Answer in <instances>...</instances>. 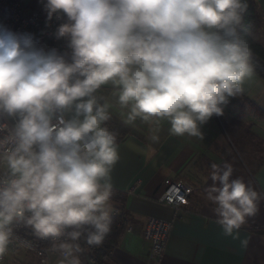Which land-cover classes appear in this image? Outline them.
<instances>
[{"label":"clouds","instance_id":"obj_1","mask_svg":"<svg viewBox=\"0 0 264 264\" xmlns=\"http://www.w3.org/2000/svg\"><path fill=\"white\" fill-rule=\"evenodd\" d=\"M246 0H47V19L65 18L54 35L70 51L0 23V261L24 224L54 245L57 264H81L82 236L99 246L112 228L119 161L105 126L112 85L127 122L168 119L171 133L201 137L200 125L242 93L254 67L241 36ZM211 164L206 198L233 236L257 210L258 193ZM71 230V231H69ZM47 264V262H45Z\"/></svg>","mask_w":264,"mask_h":264},{"label":"crops","instance_id":"obj_2","mask_svg":"<svg viewBox=\"0 0 264 264\" xmlns=\"http://www.w3.org/2000/svg\"><path fill=\"white\" fill-rule=\"evenodd\" d=\"M253 1L260 17L257 38L264 45V0ZM96 95L100 103L108 101L109 115L128 132L117 143L119 161L111 173L114 192L125 199L124 203L112 199V203L115 211L124 212L126 227L105 264H155L143 237L148 218L171 223L157 264H264V156L250 171L216 115L200 125L201 137L176 136L168 119L152 123L137 117L127 122L129 109L119 105L112 85L102 86ZM254 106L264 112V80L256 74L245 80L241 94L222 105L219 118L246 124L250 129L244 136L259 135L264 141V116ZM225 162L233 166L230 180L243 178L258 193L257 212L246 217L233 236L224 234L213 212L215 205L206 198V189L213 183L211 164L223 167ZM166 180L184 181L194 189L179 209L158 201ZM77 257L83 264H94L80 252Z\"/></svg>","mask_w":264,"mask_h":264},{"label":"built area","instance_id":"obj_3","mask_svg":"<svg viewBox=\"0 0 264 264\" xmlns=\"http://www.w3.org/2000/svg\"><path fill=\"white\" fill-rule=\"evenodd\" d=\"M47 0H0V23L10 28L33 33L40 38L42 46L46 49H57L60 52L70 51L67 48V39H57L54 35L57 27L65 22V18L47 19L45 5ZM166 190L159 198V202L175 209H179L187 197L194 191L193 187L184 181L166 180ZM114 216L124 218V212L116 210ZM171 230V223L148 218L143 231L144 239L150 245L151 256L158 263L161 258ZM132 230L129 229L128 232ZM67 235L56 240L52 238L42 239L36 236L30 229L28 235H23L13 229L12 243L0 264H6L10 259L24 256V260H30L26 264H57L62 259L59 251L54 250V245L66 242ZM49 243V245H45ZM76 253H74L75 255ZM15 264V259L13 260ZM81 264H83L81 262Z\"/></svg>","mask_w":264,"mask_h":264},{"label":"trees","instance_id":"obj_4","mask_svg":"<svg viewBox=\"0 0 264 264\" xmlns=\"http://www.w3.org/2000/svg\"><path fill=\"white\" fill-rule=\"evenodd\" d=\"M246 3L248 4V8L247 11L243 14L240 34L248 41L249 46L252 49L253 55L251 58V63L253 64L255 74L264 80V45L257 38L258 30L260 27V17L257 13L254 1L246 0ZM254 107L258 113L264 116V112H262V110L256 108V106ZM105 126L108 127L110 131L116 134V143L122 142L125 135H127L128 133L126 127L112 116H110V119L105 122ZM112 199L120 203H124L125 201L124 197L117 192H114ZM125 223V217L118 218L116 216H112L111 231L105 236L104 241L101 245H88L83 236L75 242L78 243L82 249L80 253L84 257H88L91 261H93L94 264H105L109 259L111 251L118 244L119 238L126 227ZM14 227L19 233L23 235L29 234L30 228L22 223L17 224ZM45 245H49V243H45Z\"/></svg>","mask_w":264,"mask_h":264},{"label":"rangeland","instance_id":"obj_5","mask_svg":"<svg viewBox=\"0 0 264 264\" xmlns=\"http://www.w3.org/2000/svg\"><path fill=\"white\" fill-rule=\"evenodd\" d=\"M216 117L223 129L224 134L228 136L232 145L238 149H236V151L240 157H242L244 164L249 167L250 171H254V166L259 163L261 157L264 156V141H262L261 136H244L246 130L250 129L246 124L239 123L236 120L231 123L229 121H225L221 117L219 118V116ZM242 139H245V141H242ZM245 148H247L248 151H245ZM252 158H254V160H252ZM75 255L77 256L78 253ZM24 258L25 257L22 255L17 256L14 258L16 261L15 264H26L31 261V259L26 261ZM14 259H10L6 264H14Z\"/></svg>","mask_w":264,"mask_h":264}]
</instances>
